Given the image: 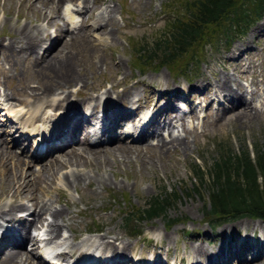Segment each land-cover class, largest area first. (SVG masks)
I'll return each mask as SVG.
<instances>
[{"label":"rangeland","instance_id":"374dc122","mask_svg":"<svg viewBox=\"0 0 264 264\" xmlns=\"http://www.w3.org/2000/svg\"><path fill=\"white\" fill-rule=\"evenodd\" d=\"M17 2V0H0V96L6 90L8 94L12 95V101L14 99L16 103L21 101L24 104H35L32 96L22 93V88L27 83L41 84L46 83L49 79L53 81L52 78L57 73L51 72V69L40 70L38 65L49 54H56L62 48L61 51L64 54H71L67 58V64L65 63L62 68H73L74 73H79L81 78L79 82L72 81L69 88L72 91L68 95L69 101L73 98H80V101L82 99L85 102L88 100L85 98L87 93H91L97 99V93H101L104 89V91L109 89L108 93L114 97L121 95L123 89L136 88L138 93L134 97H140V100L143 101V98L151 95L150 99L153 102L162 105L165 99L163 101L161 96L158 97V93L178 90L173 95L188 96L189 100L195 98H189L190 95L197 94L194 103L191 104L196 108H201L200 111L205 115L202 124L194 116L188 121L190 125L187 127L183 119V122L179 121L176 125L173 124L169 130L172 131L173 128L178 127L182 129L181 124L183 127L185 126L183 134H185L188 143L186 148L178 146L174 149L171 145L170 150L163 149L161 151L157 147L144 150L138 148L135 149L137 153L129 152L126 158L115 153L116 156L110 155L109 161L113 163L107 168L100 165L102 157L98 155L97 164L92 162L94 159H90L93 163L92 166L84 167L83 171L90 176L89 182L82 181L74 187L57 178L47 191L36 190L40 196L45 199L50 198L49 200L54 201V205L64 207L69 215H72L73 218H70L69 224L63 225L61 228V235L67 236V242L79 247L81 244L84 247L90 241L97 242L96 239L101 234L109 231L127 242L125 258L132 256L137 259L142 256L143 259L149 257L155 260L157 257H166L167 262L175 264H209L215 256H218V259L222 258V254L232 245L230 240L237 238L241 242L249 240L253 236V232L257 241L261 244L264 243V220L259 219L260 221H258L256 218L241 217L231 221L213 222L205 217L206 214L203 211L204 201L209 204L207 192L202 189L203 196H200L197 191L189 194L186 189V187L195 186L198 182L197 179L192 178L191 164L198 162L202 166H207L217 156V146L230 147L234 150L245 146L252 149L254 144L264 141V14L243 35L235 37L227 47L223 43H220L218 48L207 44L203 60L190 66V69L196 67L195 70L185 74L175 73L170 68L171 65H153L142 70L132 63V59L137 53L134 49L135 46H139L142 42H147L150 45L154 37L164 32L166 21L180 9L178 0H90L93 7L91 9L95 13L104 12L108 5L114 7L113 12L110 11L111 13L109 12L107 17L113 16L115 23L110 27L109 33L103 35L99 42L94 37V34L100 30L98 27L91 31L85 29L86 33L93 34L88 36L87 43L80 38L79 34L72 35L71 38L66 35L65 40L63 39L61 42L63 34L68 29V22L70 23L66 17L65 19L61 17L66 12L65 6L67 4L75 6L76 4L77 7L84 4L83 0H62L60 14L53 9L51 18L53 20L56 18L57 22H67V25L63 27L64 32L59 31L58 36L42 40L37 47L36 57L35 55L27 57L24 53L12 57L9 51L3 47L10 41L12 31L15 29L11 23L19 18L21 21L29 19V23L34 25L35 18L39 16L34 11L28 12L29 15L26 16L24 14L26 10L19 7ZM9 9L10 14L7 18L6 13ZM76 14L81 18L79 25L90 24L96 15L89 16V12L86 10L81 14L79 12ZM50 30L52 31L53 28ZM68 30L67 34H70L72 29ZM8 54L9 56H6ZM180 64H182V60L174 63V65ZM223 75L232 78L229 80L232 81V87L235 90L245 91L247 88L258 90V95L261 94L258 97L260 100L256 97V99H252L251 93L245 95L253 106H256V102L258 103L257 115L249 114V118H243L241 121L238 120L237 114L242 108H237V110L235 107L223 111L221 110L223 105L220 103L216 104L218 108L208 105L209 93L214 95L222 93L221 89L216 91L215 84L220 82ZM246 84L250 86H246ZM54 86L56 84L52 85V87ZM223 94L226 95V92ZM65 95L64 92L58 91L56 98L62 97L63 99ZM221 100L225 104L231 105L226 98L225 100L221 98ZM65 102L68 101L65 100ZM139 105L146 106L147 101L139 103ZM117 106H120V102L117 103ZM164 111L168 113L167 109ZM159 119H164V116L160 115ZM193 119L198 121L194 127H192L195 122ZM176 120L178 119L176 118ZM160 137H162V133ZM154 142V139L149 141L152 145ZM111 145H117V142ZM16 152L18 151L16 150ZM55 152V154H60L62 150ZM28 153L29 151L24 155L26 156ZM18 154L20 155L19 152ZM53 155L40 163L31 162L29 168L36 171L41 170L43 166L50 163ZM139 155L143 156L144 160L137 157ZM22 157L24 158V156ZM12 163L13 159H10L11 166L8 168L12 167ZM72 170V166L63 167L57 171V174L64 175ZM100 174L104 176L99 180ZM47 179L50 182L51 175ZM163 187L166 191L175 189L179 193V198L167 208L165 214L150 219L132 218L129 226L139 229V234L128 232L127 227L124 226V212L132 206L144 204L148 197L158 194ZM5 188L6 186L3 184L0 185V194L5 191ZM23 209L28 213L26 206ZM176 217L181 219H176L170 226L166 225L169 218L175 219ZM47 218L50 220L51 217L47 215ZM0 220L13 230H16L15 226L19 227L20 220H12L9 223L3 221V218ZM46 224L47 221L43 225L39 224L38 226L41 228L33 225L31 234H34L35 237V229H40L43 234L44 231L46 232ZM43 235L46 236V234ZM33 242L29 241L28 247L24 251L37 261L36 250L32 246ZM115 245L121 248L122 242L117 241ZM197 247H203L204 251L197 250ZM3 250L1 248L0 252ZM79 251L80 249H76L74 253ZM97 251L103 252L107 256L111 255L107 249ZM200 253L205 254L200 255ZM240 253L245 258L260 252L259 249L251 252L241 249ZM138 260L140 261V259ZM126 261L124 264H132V262ZM230 264H237L236 258ZM238 264H264V255L247 260L245 258Z\"/></svg>","mask_w":264,"mask_h":264},{"label":"bare ground","instance_id":"6f19581e","mask_svg":"<svg viewBox=\"0 0 264 264\" xmlns=\"http://www.w3.org/2000/svg\"><path fill=\"white\" fill-rule=\"evenodd\" d=\"M17 1L18 6L26 10L24 13L26 16L29 15L28 12L31 11L37 12L39 16L35 18L34 25H31L29 23V19L27 21H21L19 20V18H17L15 22L11 23L13 25V28L15 29H13L12 31L10 41L3 47L4 49H6V51H9L10 56L12 57L18 56V54L21 53L26 54L27 57L29 55H35L36 57L37 47L40 45L42 40H47L52 36L57 35L59 31L64 32L63 27L67 25V22H57L56 18L54 20L53 18H51L53 17V9L56 13L58 12V14H60V3L62 2V0ZM83 3V6H77L76 8L67 6V14L66 12H64V15L61 13V17H63L64 19L66 17V19H68L72 24V30L70 31V34H67L69 30L66 29L67 31L65 34H63L61 42H63L62 40L66 38V35H69V38H71L72 35L75 34H79L81 36L80 38L84 39L83 41L86 42L88 36L93 34L91 32L86 33L85 29H89L91 31L92 29L95 30L97 27L100 30L96 34H94V37H96V40L99 42L103 35L109 33L110 27H112L113 23H115L113 16L107 17L109 12H113L114 10V7H112L111 5H108L105 8L104 12L100 11L98 13H95L91 9L93 7L90 4V0H83ZM84 10L89 12V16H92L93 14L96 15L94 16L90 24L82 23L79 25V22L77 23L78 17L75 12H84ZM9 14L10 9L6 13L7 18H9ZM50 28H53V30L51 31ZM61 50L62 48L59 49L56 54H49V57L47 56L43 60V62L41 61L38 65V69L40 70L51 69V72L53 71L57 73L54 78H52L53 81L49 79V81H47L46 83L41 84L38 82V84H36V82L33 84L27 83V85L22 88L23 94L32 96V98L34 99L35 104L28 103L30 105H34L33 109H28L25 112L15 109L14 112L16 117L20 121H22L23 127L29 126V128L27 129L28 131L32 130V132H37L38 137H41L44 142H46L45 140H47L46 148L44 150L46 154L42 157L31 154L30 159L32 160H26L21 156L23 152H19V155L18 152H16V150H14L13 148L17 146L15 144L20 143L18 140H16L17 137L12 136V139L5 140L2 137L3 134L0 135V185L3 184L4 186H6L5 191L0 194V218H3V221L7 223L12 220L22 221V216L18 214H22V212L26 211L23 209L24 206H26L28 212V219H25V221L20 222L22 223V225L19 228V232H11L6 239L4 238V244H7L8 247H4L3 242H1L0 239V247L2 248V250L4 248V250L0 252V264H52L43 256L41 257L38 255L37 257H35L37 258L36 261L34 258L31 257L28 252L24 251V249H26V244H29V241H34L33 245H37L39 241L36 236L34 237L31 234L32 226L34 225L35 227H39V224L43 225L46 221L47 236L45 237H47L50 241H60L61 244H64V249L61 251L57 250L56 255H60V257H66L71 256L74 250L76 249L81 250L79 255L72 259V264H123V262L126 261V259H124V252L126 250L125 247H128V244L127 242L123 241L122 238H119V236L115 233H110L109 231H106L99 237L97 236V242H95V240L90 241L86 243L84 247L81 244L79 247L75 244L67 242V236L61 235V228L63 225L69 224L70 220L73 218L72 215H69V212H67L64 207L54 205V201L49 200L50 198L45 199L40 196L38 192H36V190L47 191L50 186H52V182H55L57 178L64 181L67 185H72L74 187L82 181L89 182L90 176L83 170L84 167H91L93 163L97 164L98 155L102 157V162L100 165L106 166L107 168V166H111V163H113L112 161H109V158L111 159L110 155H115V153H118V155H120L121 157L126 158L129 152L137 153L135 149L138 148L144 150L149 149L151 147H157L158 149H160V151L163 149L170 150V145L174 147V149L178 146H183L186 148L188 143L185 134H183L185 133V126L183 127V124L180 125L182 129L179 128L177 125L178 128H173L172 131L167 130L168 137L165 138L166 135L163 136V134L162 137H160L162 127L164 128V126H166L169 129L170 125L171 127L173 126V124L176 125V123L174 122H183L184 118L183 115L179 113H172L170 111H168V113H165V111L163 110L159 113V116H164L163 123L161 124V121L156 120L155 124L151 127V133L149 134V136H142V133V135L139 136V139H129L125 133L117 132V126L119 124L118 120L122 113L121 103L126 104L132 102L134 95L137 94L138 91L136 88L123 89V93L121 95H116L113 97L110 93H108V89L104 91V93L105 99H110V102L108 104L110 109V115L108 124L106 125V127L103 128V133L109 131L110 129H112V131L110 134H108L106 138L91 139L89 130H86V128L92 125V122H90V118L94 117L96 110H98V105L100 104V94H97V99L94 98L95 96L91 93L85 94V98H88V100H86L85 102H83L82 99L80 101V98H73L69 101L68 95L72 92L71 90H69V88L72 85V81L79 82L81 78L78 75L79 73H74L73 68H62L65 63L67 64V58H69L71 54H64ZM6 56H9V54ZM232 59L235 60L237 58ZM223 76L224 77L221 76L220 82L215 84L216 91H219L218 89H221L222 93L215 94V96L220 95L224 100L226 98V100L231 105L224 106L221 108V110L225 111L235 107L236 109L242 108V110L237 114L238 120L241 121L243 120V118H249V114H258V103L256 102V106H253L252 102L247 99V96H245L251 93L252 99H254L255 97L258 98L259 96H261V94L258 95V90H255V88L251 90L250 88H247L245 91L235 90L232 87V81H230L232 80V78L228 75ZM53 84H56V86L52 87ZM246 86L250 85L246 84ZM58 91L64 92L66 94L65 96H63V99L62 97L56 98ZM223 92H226V95H224ZM1 94L2 95L0 103L6 104L9 108H12V95L8 94L6 90H4ZM217 99H220L219 96L217 97ZM65 100H67L68 102H65ZM258 100L260 99L258 98ZM117 101L120 102V106H117ZM86 103L88 112H80L81 105L83 104L85 106ZM42 105H45L46 108H44L43 114H40L39 108H41ZM154 105H156V103ZM165 106L166 108H168L169 103L167 102ZM58 107H60V109L63 108L62 112L65 114L69 111H74L76 115H74L70 119V121H68V123L64 122L62 124L61 130L58 133H53L55 127L59 128V124L56 120L59 119V116L61 114H59L56 118H53L52 114L55 115L56 113L55 111L52 113L51 109L48 108H54L55 110ZM156 115L157 113L154 114V120ZM143 116L145 117L144 113ZM176 118L178 120H176ZM48 121L52 123L51 128L48 127L49 125H46V122ZM61 121H63V119H61ZM64 126L67 127V136L63 140H59L58 142L50 141V139H60L65 136V132L63 131ZM81 127L84 128L82 131V133H84L83 138H81L80 136ZM41 132H47L49 134V138H44ZM35 139L36 136L34 137V140ZM151 139H154L155 141L153 145L149 143ZM48 142H50V145H48ZM115 142H117V145H111ZM20 146H22V150L25 151V149L28 148L29 144L20 143ZM58 150H62V153L55 154V151ZM52 155L53 159L50 161V163L43 166L41 170L36 171L29 168L30 163L33 160H38L42 158V161H44L47 158H50ZM137 157H139L141 160H144V157L141 155ZM10 159H13V165L12 167L8 168V166H11ZM90 159H94L92 161L93 163L90 161ZM67 166L73 167L72 172L65 173L64 175H60L61 173L57 174L58 170ZM50 170L51 172L49 173ZM49 175H51L52 177L50 182L47 179ZM102 176L104 175L100 174L98 176L99 180ZM47 215L51 217L50 220H48ZM256 220L260 221L259 219ZM1 225L2 224L0 220V226ZM3 235L4 234L2 233L0 235V238H2ZM60 236L62 237L60 238ZM117 241L122 242L121 248H118L120 246L117 247L115 245ZM65 247L68 248L65 249ZM97 249H107L109 252H111V255L106 258L94 257L93 261L90 262V259L92 257L91 253L95 254V251ZM199 249L204 251L203 247H197V250ZM88 251H90L89 255H87L86 253ZM201 254L202 253H200V255ZM97 255L98 254L96 253V256ZM80 257L83 258L80 259ZM51 261L53 260L51 259ZM54 264L56 263L54 262Z\"/></svg>","mask_w":264,"mask_h":264},{"label":"trees","instance_id":"16d2710c","mask_svg":"<svg viewBox=\"0 0 264 264\" xmlns=\"http://www.w3.org/2000/svg\"><path fill=\"white\" fill-rule=\"evenodd\" d=\"M178 12L166 21V29L149 45L135 46L134 66L144 70L148 66H170L175 73L189 74V68L205 57V47H227L244 34L264 14V0H178ZM178 60L182 64L174 65ZM189 77V76H188ZM195 186L186 187L189 194L207 192L204 201L205 217L213 222L231 221L241 217L264 220V141L252 149L238 150L217 146V156L207 166L193 162L190 167ZM201 189V190H200ZM179 193L163 189L148 197L144 204L132 206L124 212V226L128 232L139 234L129 226L132 218L150 219L165 214ZM208 205V206H207ZM175 219L166 222L170 226Z\"/></svg>","mask_w":264,"mask_h":264}]
</instances>
